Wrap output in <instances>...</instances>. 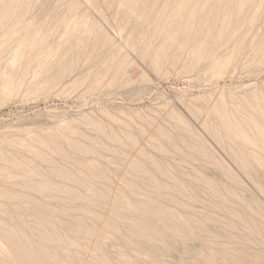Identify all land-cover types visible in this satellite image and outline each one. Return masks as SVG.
Here are the masks:
<instances>
[{"label":"bare ground","instance_id":"1","mask_svg":"<svg viewBox=\"0 0 264 264\" xmlns=\"http://www.w3.org/2000/svg\"><path fill=\"white\" fill-rule=\"evenodd\" d=\"M82 2L85 9L71 0L73 16L55 19L61 36L53 48L42 19L34 26L20 12L30 1L0 0V51L9 54L0 64V94L25 86L30 76L46 77L47 85L66 76L76 35L89 30V12L103 5L113 10L127 48L155 70L173 63L174 50L189 52L192 67L206 60L221 71L234 61L217 50L237 42L234 35L250 26L261 3ZM91 31L100 34L97 25ZM98 44L112 49L102 74L129 64L109 37ZM207 109L203 127L230 164L169 107L164 116L181 134L139 113L104 112L103 120L82 115L51 134L1 138L0 264H170L161 258L172 245L193 252L180 264H264V95L238 102L221 95ZM191 242L198 246L191 249Z\"/></svg>","mask_w":264,"mask_h":264},{"label":"rangeland","instance_id":"2","mask_svg":"<svg viewBox=\"0 0 264 264\" xmlns=\"http://www.w3.org/2000/svg\"><path fill=\"white\" fill-rule=\"evenodd\" d=\"M27 1H30L29 8L27 5L22 6L20 12L24 13V17L27 16V21L35 19L34 26H38L36 23L42 19L39 25H42L43 33L50 34L49 40L54 48V41L61 36L60 31H57L55 19L73 16L67 11L71 0H42L40 3L38 0ZM73 1L84 6L82 0ZM260 1L254 21L249 27H242V32L234 35L237 42L217 50L218 57L234 62L238 60L235 63L230 62L221 71L212 69L206 60L192 67L189 52L174 50L171 51L176 57L173 63L167 62L163 70L157 71L150 62L142 60L138 54L127 48L124 32L115 28L113 10L103 4V8L92 9L89 12V30L76 35L77 45L69 54L70 66L66 76L60 77L51 85L46 84L47 78L44 76H39L36 80L30 76L28 80H35L33 85H27L26 80V85L16 87V91L0 94V139L26 137L34 133L51 134L60 125L79 119L82 115L103 120L104 112L122 118L139 113L146 119H156L165 130L181 134L174 129L173 122L164 116L166 108L169 107L183 117L226 162H229L204 129L202 122L210 117L207 107L213 105L221 95L225 96L226 100L232 98L235 102L240 98L250 99L254 94L264 95V40H255L256 35L264 36V0ZM43 4L46 8L49 5V11ZM40 7H44L43 10ZM102 14L105 16L102 17ZM129 20L127 19L126 24L129 25L128 29H132L133 20ZM93 25L98 26L99 36L91 31ZM31 29L34 31V27ZM101 36L109 37L115 46L122 48L129 60L124 69L112 65L109 75L102 74L101 69L105 67L106 57L112 49L98 44ZM2 52L1 50L0 56ZM8 55L6 51L4 57H0L2 66L5 65L4 58ZM54 59L56 57L50 58L49 61L54 62ZM195 107L204 108L201 116L194 115ZM134 129L137 131L136 127ZM207 174L210 177L217 176L212 169L208 170ZM246 183L253 190L250 184ZM197 246V242L190 243L191 249ZM171 248L174 249L168 253L171 254L161 258L167 260V263L177 264L180 260L187 262L193 258L190 254H193L192 251L185 254L178 247L175 249V245ZM108 250L113 253L111 245H108Z\"/></svg>","mask_w":264,"mask_h":264}]
</instances>
